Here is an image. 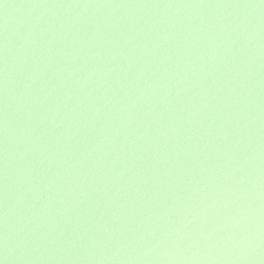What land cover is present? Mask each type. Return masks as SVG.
Wrapping results in <instances>:
<instances>
[{"label":"water","instance_id":"obj_1","mask_svg":"<svg viewBox=\"0 0 264 264\" xmlns=\"http://www.w3.org/2000/svg\"><path fill=\"white\" fill-rule=\"evenodd\" d=\"M0 264H264V0H0Z\"/></svg>","mask_w":264,"mask_h":264}]
</instances>
